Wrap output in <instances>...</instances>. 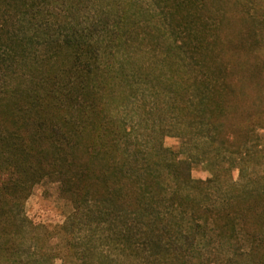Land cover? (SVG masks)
I'll use <instances>...</instances> for the list:
<instances>
[{
  "label": "trees",
  "instance_id": "16d2710c",
  "mask_svg": "<svg viewBox=\"0 0 264 264\" xmlns=\"http://www.w3.org/2000/svg\"><path fill=\"white\" fill-rule=\"evenodd\" d=\"M103 1L0 0V264H264V0Z\"/></svg>",
  "mask_w": 264,
  "mask_h": 264
},
{
  "label": "rangeland",
  "instance_id": "374dc122",
  "mask_svg": "<svg viewBox=\"0 0 264 264\" xmlns=\"http://www.w3.org/2000/svg\"><path fill=\"white\" fill-rule=\"evenodd\" d=\"M99 2L104 3L108 1L99 0ZM121 2H124L125 7L131 12L137 10L138 6L134 5H140L144 10H148V14L154 11L150 0H121ZM85 3L82 4L81 9H90L96 5L93 1ZM106 10L108 9L106 8ZM144 17L147 16L145 15ZM155 21L157 22L156 19ZM259 135L261 136L259 150L243 152L238 155L237 158L247 164L248 168L246 169V174L264 182V130H260ZM165 144L178 149L180 140L177 137L166 136ZM192 174L195 179L200 180H207L213 177V173L202 164H194ZM232 178L236 182L240 180V170L238 168L233 171ZM68 209L69 204L67 200L60 195L57 184L38 186L26 203L27 215L36 222H61L64 220Z\"/></svg>",
  "mask_w": 264,
  "mask_h": 264
}]
</instances>
